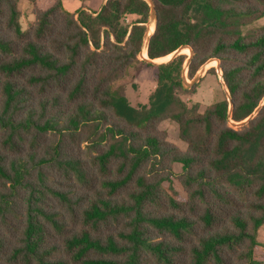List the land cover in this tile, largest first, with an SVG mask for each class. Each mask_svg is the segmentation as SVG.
I'll return each mask as SVG.
<instances>
[{
  "label": "trees",
  "instance_id": "16d2710c",
  "mask_svg": "<svg viewBox=\"0 0 264 264\" xmlns=\"http://www.w3.org/2000/svg\"><path fill=\"white\" fill-rule=\"evenodd\" d=\"M19 1L0 0V264H264V25L245 31L264 0H152L143 62L147 0H56L29 30ZM182 47L189 79L220 61L232 110L182 100L187 56L151 62ZM141 68L156 88L134 107L111 89Z\"/></svg>",
  "mask_w": 264,
  "mask_h": 264
},
{
  "label": "rangeland",
  "instance_id": "374dc122",
  "mask_svg": "<svg viewBox=\"0 0 264 264\" xmlns=\"http://www.w3.org/2000/svg\"><path fill=\"white\" fill-rule=\"evenodd\" d=\"M56 0H38L36 4L30 2L29 0H20L18 3L20 10V22L24 30H29L31 25L35 20V10L37 7L42 9H47L54 4ZM149 3L150 1L147 0ZM67 8L73 11V7H87L91 6L90 2H81L79 0H63ZM102 0H99V3ZM72 5V6H71ZM151 5V4H150ZM37 6V7H36ZM71 6V7H70ZM78 9L74 10L76 12ZM152 14V12H151ZM133 17H128L125 21L132 20ZM264 25V19L257 21L250 25L245 31H256ZM155 20L150 19L148 22L147 33L149 36L154 32ZM154 29V30H153ZM153 30V31H152ZM148 40L145 39L142 52L139 54V61H150L147 57H144V52L146 50ZM188 49V50H187ZM147 53V51H146ZM178 55H185L187 59L185 61V72H184V83L187 88H192L197 85L195 92H189L181 94V98L185 101L189 107L197 105L198 112L202 113L207 107L211 106L215 102L221 101L225 98L229 100L230 95L228 89L223 80V73L220 67V61L218 59L208 60L197 72L193 79L188 77V67L193 57V51L190 47L180 48L170 56L165 58L154 60V64L167 63L171 61ZM152 62V61H151ZM199 75V77H198ZM198 77V78H197ZM156 88V83L152 80L150 72L148 69H131L130 72L123 78L116 80L112 84V91L119 95H124L130 104L134 107H140L142 105H147L149 103V98ZM231 103V102H230ZM264 101L262 102V104ZM261 104V105H262ZM232 110V109H231ZM259 108L253 114V117L258 112ZM251 117V116H250ZM249 117V118H250ZM252 117V118H253ZM248 118V119H249ZM248 119L244 120L247 121ZM242 121V122H244ZM230 126L237 129L241 127L240 123H234L230 121ZM159 129L165 133L167 140L176 146L180 151H187V144L182 141L179 137L178 126L169 120L163 121L159 125ZM173 171L175 174H179L182 171V167L179 164L173 165ZM172 187L178 193L180 199L186 198V192L179 183V181L174 178L172 182ZM258 240L260 245L255 250V256L258 260L264 261V227L259 230Z\"/></svg>",
  "mask_w": 264,
  "mask_h": 264
},
{
  "label": "water",
  "instance_id": "95a60500",
  "mask_svg": "<svg viewBox=\"0 0 264 264\" xmlns=\"http://www.w3.org/2000/svg\"><path fill=\"white\" fill-rule=\"evenodd\" d=\"M149 1H150L151 6H152L151 20H155V23H156V21H157V15H156V10H155V6H154V2H153L152 0H149ZM154 28H155V26H154ZM152 34H153V33H152ZM152 34H151V35H152ZM151 35H150V36H151ZM150 36H149L148 33L145 34V39L148 40L147 45H146V51H147V48H148V43H149ZM182 48H184V47H182ZM152 62L155 63L154 61H152ZM198 77H199V75H198ZM198 77H197V78H198ZM229 101L231 102V98H229ZM232 106H233L232 103H230V110L232 109ZM259 109H260V108H259ZM252 117H253V115H252L247 121L241 122V125L243 126V125L247 124L248 121H249Z\"/></svg>",
  "mask_w": 264,
  "mask_h": 264
},
{
  "label": "crops",
  "instance_id": "0c3cea01",
  "mask_svg": "<svg viewBox=\"0 0 264 264\" xmlns=\"http://www.w3.org/2000/svg\"><path fill=\"white\" fill-rule=\"evenodd\" d=\"M63 1V0H62ZM90 1H92V3H91V6H87L88 8H91V9H93V10H95V11H98V10H100V8L102 7V5L104 4V1L102 0V2H100L99 3V0H90ZM90 1H86V2H90ZM64 3V2H63ZM64 6H65V8L67 9V10H69V11H71V12H73L74 10H76V9H78V7H73L74 9H73V11L72 10H70V9H68L67 8V6H66V4L64 3ZM72 6V5H71ZM70 6V7H71ZM154 30V29H153Z\"/></svg>",
  "mask_w": 264,
  "mask_h": 264
},
{
  "label": "bare ground",
  "instance_id": "6f19581e",
  "mask_svg": "<svg viewBox=\"0 0 264 264\" xmlns=\"http://www.w3.org/2000/svg\"><path fill=\"white\" fill-rule=\"evenodd\" d=\"M153 31V30H152ZM188 50V49H187ZM144 57H147L148 58V55H147V53H146V50H145V52H144V55H143ZM157 61V60H156Z\"/></svg>",
  "mask_w": 264,
  "mask_h": 264
}]
</instances>
